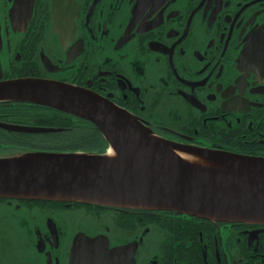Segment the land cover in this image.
Listing matches in <instances>:
<instances>
[{"label": "flooded vegetation", "instance_id": "flooded-vegetation-1", "mask_svg": "<svg viewBox=\"0 0 264 264\" xmlns=\"http://www.w3.org/2000/svg\"><path fill=\"white\" fill-rule=\"evenodd\" d=\"M20 78L95 92L176 142L264 157V0H0V82ZM88 129L103 138L76 114L0 100V156L81 149ZM87 237L105 264H264V222L0 196V264H70Z\"/></svg>", "mask_w": 264, "mask_h": 264}, {"label": "water", "instance_id": "water-1", "mask_svg": "<svg viewBox=\"0 0 264 264\" xmlns=\"http://www.w3.org/2000/svg\"><path fill=\"white\" fill-rule=\"evenodd\" d=\"M0 100L34 101L76 114L95 124L108 144L103 152L1 155L0 196L264 222V157L167 139L107 98L63 82L2 81ZM83 239L72 248L70 264H105L98 262L106 255L96 251L99 239Z\"/></svg>", "mask_w": 264, "mask_h": 264}, {"label": "trees", "instance_id": "trees-1", "mask_svg": "<svg viewBox=\"0 0 264 264\" xmlns=\"http://www.w3.org/2000/svg\"><path fill=\"white\" fill-rule=\"evenodd\" d=\"M81 149H70L65 151H74V150H81V151H96V152H103L105 149V140L103 138L99 139L95 135V131L87 130L86 141L81 144ZM96 145H102L100 149H91ZM23 150H38V149H31V148H24Z\"/></svg>", "mask_w": 264, "mask_h": 264}, {"label": "bare ground", "instance_id": "bare-ground-1", "mask_svg": "<svg viewBox=\"0 0 264 264\" xmlns=\"http://www.w3.org/2000/svg\"><path fill=\"white\" fill-rule=\"evenodd\" d=\"M182 155H184L185 157H188V158H190V159H194V157H192V156H190V155H187V154H182Z\"/></svg>", "mask_w": 264, "mask_h": 264}]
</instances>
